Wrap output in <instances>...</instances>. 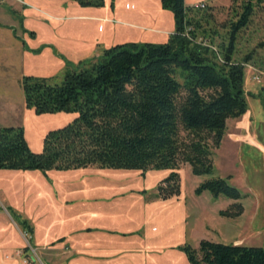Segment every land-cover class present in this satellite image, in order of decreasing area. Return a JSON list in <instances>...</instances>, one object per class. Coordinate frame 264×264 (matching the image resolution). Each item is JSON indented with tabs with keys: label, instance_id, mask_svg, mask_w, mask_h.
Returning <instances> with one entry per match:
<instances>
[{
	"label": "trees",
	"instance_id": "1",
	"mask_svg": "<svg viewBox=\"0 0 264 264\" xmlns=\"http://www.w3.org/2000/svg\"><path fill=\"white\" fill-rule=\"evenodd\" d=\"M73 1L83 7L103 4ZM159 3L170 10L174 24L165 42L113 44L67 67L58 82L21 76L26 108L74 116L48 130L39 151L29 149L20 125L0 126V169H169L147 197L164 199L179 193L177 169L186 163L191 174L205 176L194 187L195 195L206 191L213 198L235 200L217 213L240 215V192L214 176L212 155L226 119L246 111L243 62L232 55L238 34L264 0H230L221 22L215 5ZM216 25L224 33L214 44ZM178 248L188 264H264V245L200 239L196 247L183 243Z\"/></svg>",
	"mask_w": 264,
	"mask_h": 264
},
{
	"label": "crops",
	"instance_id": "2",
	"mask_svg": "<svg viewBox=\"0 0 264 264\" xmlns=\"http://www.w3.org/2000/svg\"><path fill=\"white\" fill-rule=\"evenodd\" d=\"M50 2L87 8L73 0H0V126L21 123L23 110L16 103L20 78L35 76L34 62L46 69L62 65L64 71L113 44L162 43L173 31L172 13L153 0L151 7L135 4L124 11L123 18L81 13L98 22L97 32L104 26L105 33L46 40L35 54L40 45L37 33L25 31L33 27L35 18L26 17L39 14L44 25L59 24L61 19L45 9ZM198 2L218 4L215 0H184L187 5ZM58 54L68 63L60 56L58 60ZM185 164L177 169L178 175ZM168 172L95 165L44 171L0 169V264H21L24 256L30 264H188L178 248L186 243L190 225L180 185L177 195L147 198Z\"/></svg>",
	"mask_w": 264,
	"mask_h": 264
},
{
	"label": "rangeland",
	"instance_id": "3",
	"mask_svg": "<svg viewBox=\"0 0 264 264\" xmlns=\"http://www.w3.org/2000/svg\"><path fill=\"white\" fill-rule=\"evenodd\" d=\"M152 2L153 0H103L101 6L97 8L87 6L86 9L73 5L64 7L59 6L58 2H50L45 9L54 18L61 19L59 24L51 28L39 21L41 17L39 14H32L26 18L30 20L35 18L31 23L34 29L26 28L25 31L28 34L30 30H35L37 33L40 45L34 49L35 51L33 50L36 54L46 40L65 39L66 35H82L84 38H91L105 33L104 26L102 32H97L98 22L95 19L79 16L81 13H98L113 18H123L124 11L133 9L135 4L151 7ZM215 2L218 3L215 6L221 8H216L213 12L216 20L221 22L227 17L226 8L230 0H215ZM44 22L47 23V21ZM54 27L56 29H53ZM215 28L218 36L214 44L224 33V29L219 25ZM59 56L58 54V60ZM244 57H248L246 62ZM39 58L42 59V57ZM232 58L243 62L242 86L245 92L246 111L236 118L227 119L222 139L218 147L213 150L212 164L214 176L225 178L229 185L240 192L241 197L236 201L241 204L242 211L240 215L233 218L219 216L217 211L235 200L223 196L213 200L210 193L206 191L200 196L194 195L193 188L197 185V181L205 176L192 175L189 166L185 164L180 169L179 177L181 198L186 197L187 220L190 224L186 243L191 246L196 244L199 237L208 240L211 238L210 240L221 243L238 241L245 245H264V3L261 7L254 9L248 25L238 34ZM34 63L31 67L35 76L48 78L50 82H58L61 79L62 65L56 64L51 66V69H46L47 67L42 63L40 65ZM67 63L66 60L64 64ZM257 74L260 76L259 82L253 79V76ZM18 89L19 100L16 103L23 110L22 113L20 112L21 123L18 124L23 129L29 149L39 151L44 134L50 128L64 125L71 120L74 113L35 114L31 108L23 106L21 87ZM70 114L71 117H69Z\"/></svg>",
	"mask_w": 264,
	"mask_h": 264
},
{
	"label": "built area",
	"instance_id": "4",
	"mask_svg": "<svg viewBox=\"0 0 264 264\" xmlns=\"http://www.w3.org/2000/svg\"><path fill=\"white\" fill-rule=\"evenodd\" d=\"M196 6H199V7H202L203 6V3L202 2H198L195 4ZM253 79L256 81V82H259L260 81V76L257 74L255 76H253ZM29 235L26 234V238H28ZM21 264H30L29 263V260L26 256L22 257L21 258Z\"/></svg>",
	"mask_w": 264,
	"mask_h": 264
}]
</instances>
